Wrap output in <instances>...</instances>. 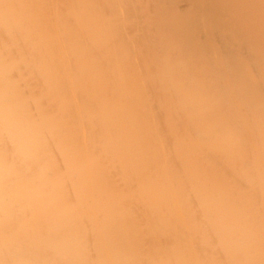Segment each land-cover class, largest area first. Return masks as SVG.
Instances as JSON below:
<instances>
[{"label":"bare ground","instance_id":"obj_1","mask_svg":"<svg viewBox=\"0 0 264 264\" xmlns=\"http://www.w3.org/2000/svg\"><path fill=\"white\" fill-rule=\"evenodd\" d=\"M0 264H264V0H0Z\"/></svg>","mask_w":264,"mask_h":264}]
</instances>
